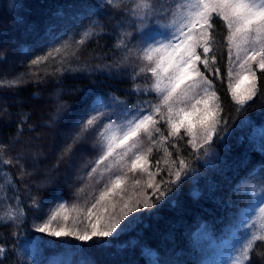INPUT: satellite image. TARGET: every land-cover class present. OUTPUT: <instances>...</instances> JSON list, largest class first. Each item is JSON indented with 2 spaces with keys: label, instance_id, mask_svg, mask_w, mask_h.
Masks as SVG:
<instances>
[{
  "label": "trees",
  "instance_id": "obj_1",
  "mask_svg": "<svg viewBox=\"0 0 264 264\" xmlns=\"http://www.w3.org/2000/svg\"><path fill=\"white\" fill-rule=\"evenodd\" d=\"M173 2L161 0L162 5ZM132 3L122 0V6ZM93 21L96 34L80 47L77 57H69L72 73H55V61L50 59L32 69L39 72L40 82L28 74L32 59L62 40H80ZM131 27V17L114 10L105 0H0V79L23 75L25 80L16 88L0 87V145L6 146L0 160L14 161L0 163V217L5 216L9 206L17 204L25 212L24 223L18 226L0 220V245L7 249L6 255H0L2 264H204L215 244L231 237L243 221L244 210L261 197L252 196L251 191L264 182V152L260 151L262 141L255 132L264 126V98L249 101L254 107L247 112L234 111L236 105L228 91L227 49L218 38L213 67H219L220 74L217 77L209 70L205 75L213 81L221 98V114L230 119V124L228 134L209 158L211 163L196 161L195 178H188L178 192L169 193L150 211L131 213L121 221L123 227L133 217H140L118 238L109 237L108 247H91V241L74 237L56 240L46 236L52 244L39 251L29 246V238L37 235L32 232V197L38 198L45 213L64 202L68 226L83 229L80 220L104 186L116 175L126 174L123 161H105L89 178L87 173L100 154V141L92 131L74 144L73 137L80 124L94 114V108L121 116L124 105L143 103L144 98L133 91L143 77L134 82L131 67H115L122 52L116 49V41ZM164 34L168 33H153L156 39ZM256 74L259 84L262 73ZM155 95L148 98L156 102ZM112 97H118L124 105L113 103ZM58 105L76 112L71 124L66 114L57 116ZM159 126L167 135L163 120ZM180 135L184 136L183 128ZM173 141L182 155L192 151L175 137L168 145ZM69 144L72 149L66 152ZM149 146L144 139L141 150ZM168 150L173 151L171 147ZM157 158H162L159 167L166 170L169 165L164 159L168 158L160 145L153 146L149 160L155 164ZM17 160L20 163H15ZM164 174L162 171L160 175ZM5 177L12 180L11 185ZM127 177L126 198L144 189L148 179L147 174L139 172L127 173ZM137 179L141 181L139 186L135 185ZM246 187L249 191L245 195ZM195 192L199 195H193ZM63 240L75 247H64ZM251 254L258 264L264 262V245L257 242Z\"/></svg>",
  "mask_w": 264,
  "mask_h": 264
},
{
  "label": "snow or ice",
  "instance_id": "obj_2",
  "mask_svg": "<svg viewBox=\"0 0 264 264\" xmlns=\"http://www.w3.org/2000/svg\"><path fill=\"white\" fill-rule=\"evenodd\" d=\"M105 3L131 17V30L123 31L116 41V49L122 52L121 60L116 62L115 67H131L134 82L143 77L141 83L135 84L133 91L144 99L139 106L128 107L118 97H112L113 103L124 105L121 116L108 115L94 108V114L80 124L73 144L90 131L100 141V154L87 173L89 178L110 157L124 162L126 174L116 175L104 186L87 209L84 219L80 220L83 229L68 226L69 215L64 202H59L55 209L45 213L38 198L32 197L31 208L35 213L32 232L37 235L30 237L28 244L37 251L53 243L45 236L56 240L74 237L78 241H91V247L110 246L109 237L113 240L118 238L140 217H133L123 227L121 221L131 213L150 211L163 203L169 193L178 192L188 178H195L198 171L196 161L211 163L209 158L214 156L216 145L228 134L230 124V119L221 114V98L213 81L205 75L209 70L217 77L220 74V68L213 67L219 49L218 38L227 49L228 91L236 105L234 111L247 112L254 107V103L249 101L264 98V0H174L171 5H162L161 0H133L132 4L126 6H122V0H105ZM95 23L93 21L83 32L80 40H62L53 44L45 54L32 59L28 74L40 82L42 77L39 72L32 69L47 64L50 59L55 61V73H72L69 57H77L80 47L93 38L96 34ZM158 30L169 33L166 42L155 38L153 33ZM233 68L237 69L235 82L232 79ZM257 71L262 73L259 84ZM245 80H250V85L241 92L240 85ZM24 82L23 75L3 78L0 79V87L16 88ZM153 93L156 94V102L148 98ZM56 111L58 117L66 114L65 118L70 124L76 119V112L65 105H58ZM162 120L167 126V135L159 126ZM246 123L251 125V121ZM181 128L184 129V136L180 135ZM255 132L262 141L260 151L264 152V126L255 129ZM185 136L190 139L185 141ZM173 137L184 141L192 151L182 155L175 141L168 145ZM144 139L151 146L141 150ZM156 145L164 148L165 157L168 158L164 159V163L169 165L166 170L159 167L162 158H157L155 164L149 160ZM72 146L69 144L66 152H70ZM5 147L0 145V157ZM168 147L173 151H169ZM224 147L227 149V144ZM0 163L13 164L14 161L3 159ZM21 171L24 172L23 166ZM162 171L165 173L163 176L160 175ZM137 172L147 174L145 187L126 198L127 173ZM156 176H160V179L156 180ZM5 182L12 184L8 177H5ZM140 183L139 179L135 181L137 186ZM248 191L246 187L245 195ZM251 195L264 196V182L253 189ZM243 215L246 219H243L241 226L246 235L235 249L229 264H258L251 253L257 242L264 245V200L258 206L249 205ZM24 217L23 207L17 204L15 207L9 206L0 220L5 225L11 222L18 226L24 223ZM53 222H56L55 227ZM61 243L69 249L75 247L69 245L67 240ZM6 254L7 249L0 245V255ZM68 264L73 262L69 261Z\"/></svg>",
  "mask_w": 264,
  "mask_h": 264
},
{
  "label": "rangeland",
  "instance_id": "obj_3",
  "mask_svg": "<svg viewBox=\"0 0 264 264\" xmlns=\"http://www.w3.org/2000/svg\"><path fill=\"white\" fill-rule=\"evenodd\" d=\"M168 34L160 35L158 40H163L166 42ZM237 69H235V72ZM235 76V74H234ZM234 79L236 80L237 77L235 76ZM235 82V81H234ZM250 85V80H245L241 85L239 91H244L246 88H248ZM119 151V150H118ZM116 161L113 158H109L107 161V164H113ZM261 200H264V197H259L255 203L252 205L258 206L259 202ZM246 219V216L244 215V218ZM242 224V222H241ZM239 226L236 231H234L229 239L223 240L221 243L215 244L214 251L212 254L207 258L204 264H229L230 258L235 255V249L239 247V245L242 243L246 233L242 226Z\"/></svg>",
  "mask_w": 264,
  "mask_h": 264
}]
</instances>
